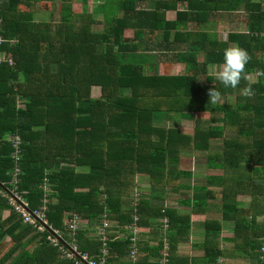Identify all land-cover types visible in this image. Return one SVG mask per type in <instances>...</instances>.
<instances>
[{
    "label": "trees",
    "instance_id": "1",
    "mask_svg": "<svg viewBox=\"0 0 264 264\" xmlns=\"http://www.w3.org/2000/svg\"><path fill=\"white\" fill-rule=\"evenodd\" d=\"M42 1L0 0L6 40L0 53L14 58L13 65H0V241H13L0 264L12 255L11 264L76 263L9 205L5 190L15 163L8 135L22 141L17 186L31 207L47 196L50 222L67 235L70 218L87 222L77 235L81 251L99 255L106 220L109 264H132L131 228L138 218V264H161L165 238L169 264H178L177 247L190 240L193 223L204 220V257L191 264H227L222 259L232 255L264 263V0H189L175 21L166 16L177 0L148 7L142 4L149 0H104L103 20L88 11V0H60L59 21L37 19ZM74 3L82 4L81 12ZM242 7L245 32L223 40L207 27L215 12ZM184 20L198 30L181 28ZM230 47L250 57L235 90L208 71L222 64ZM163 58L184 65V72L158 73ZM256 72L258 78L249 76ZM213 88L220 99L210 102ZM184 115L194 117L193 127L178 124ZM183 152L223 175L208 176L206 185L182 183L193 178L181 167ZM140 178L151 188L134 197ZM189 190L192 199L180 198ZM178 205L192 210L182 214ZM208 211L220 216L208 217ZM224 221L235 225L227 238L233 249L223 246ZM145 228L150 232L142 235Z\"/></svg>",
    "mask_w": 264,
    "mask_h": 264
},
{
    "label": "crops",
    "instance_id": "2",
    "mask_svg": "<svg viewBox=\"0 0 264 264\" xmlns=\"http://www.w3.org/2000/svg\"><path fill=\"white\" fill-rule=\"evenodd\" d=\"M60 1V0H59ZM89 1V0H88ZM98 4L97 6H95V10L99 11L101 13L100 16H102V19H98V20H103L104 18V14L99 10V7L101 5L104 4V0H98ZM150 1V0H149ZM151 1H157V0H151ZM158 1H171V3H175V0H158ZM189 0H185V1H180L177 0V8L176 10L172 9L170 11L167 12V20L169 21H175L177 19V12L181 11L184 12L187 9V5H188ZM61 3V1H60ZM147 2H144L142 4V6H146L145 5ZM81 4V3H80ZM88 5V3H87ZM62 6V4H61ZM89 11V10H88ZM61 12V10H60ZM90 12V11H89ZM93 13V12H92ZM244 13V15L246 14V12L244 11V8H240V10H236V11H232V12H215L213 15H211V18L208 22L207 27L211 29V31L217 33L218 38L219 39H223L222 35L224 32L221 33V31H224V29H228V34L230 32L233 31H238L239 28H244L245 24H244V19L242 14ZM245 18V17H244ZM187 20H184V22H181V28H185L188 30H198V25L194 22H188ZM220 30V31H219ZM174 31L172 32V40H174ZM226 40V39H223ZM181 47H185V45H182ZM203 58V57H200ZM183 67L184 69V65L179 64V63H174L172 61H168L167 59L163 58V60H159L157 69L159 70V68H162L163 70H171L172 72L174 70H176L177 67ZM182 127H186L182 124H180ZM189 128V127H188ZM187 156H190L192 158V160H194L195 164L202 167L201 169L206 172L203 176L202 175H198L195 173L194 169H188V168H184L182 167V165L184 164V159ZM181 167L187 170H190L193 173V178L191 180L189 179H183L182 183L184 184H189V185H194L195 183H200L202 185H206L207 184V179L208 176H222L223 175V171L220 169H208V166L206 164V162H200L197 161L196 157L194 156L193 153L191 152H183L182 156H181ZM141 179H145V178H141ZM147 180V179H146ZM144 181V180H143ZM148 182V181H146ZM192 195H193V191L189 190V191H182L180 194V198H182L183 200L187 199L190 200L192 199ZM178 199H175L174 201L177 202ZM173 201V202H174ZM219 201V200H218ZM177 204V203H176ZM178 209L182 214H189L192 210V208L188 205H178ZM9 215V211H5V215L4 217H7ZM201 218H203L204 214H201ZM208 217H216L217 215L220 216V214L216 213V212H209L207 213ZM204 221V220H203ZM200 221L197 220V222L193 223L192 226V233H191V237L190 240L187 242H182L179 244V246L177 247V251H176V258H175V262H177L178 264H191L192 262H195V260L197 262H201L202 257H204V251L200 249L199 245L205 240V229H204V224ZM83 224L86 226L87 222L84 221ZM234 222L232 221H224L223 222V232H222V237L224 239V244L223 246L227 247V249H233V244L230 243V241H227V238L232 236V232L234 231ZM150 232V229H146L144 230V234H148ZM109 234V232H108ZM142 238V236H140ZM143 238H145V236H143ZM13 241L11 238H7L5 240L0 241V259L3 257V255L9 250V248L12 247ZM139 256L141 257V252H139ZM240 256H229L225 259H222L223 262H226L227 264H246L247 260L244 259L243 257ZM14 260V255H12V257L10 258V260L8 261L7 264H11V262Z\"/></svg>",
    "mask_w": 264,
    "mask_h": 264
},
{
    "label": "built area",
    "instance_id": "3",
    "mask_svg": "<svg viewBox=\"0 0 264 264\" xmlns=\"http://www.w3.org/2000/svg\"><path fill=\"white\" fill-rule=\"evenodd\" d=\"M2 23V20L0 19V24ZM6 42V40L0 36V47ZM7 62L9 65L14 64V58L9 53L3 51L0 53V65L2 63ZM250 77H253L254 79L258 78L260 76L259 72H256L252 75H249ZM6 139L12 144V147L14 148V152L12 153L11 157L14 160L15 168L12 172V181L10 182V189L8 191H5V195L8 196V202L15 209V211L22 217L23 222L25 224L30 225L36 233L39 234H46L47 239L50 241V243L58 248L63 255L66 256V258H75L76 260L75 264H109L108 261V249H107V242L109 241V222L104 220L103 226L100 228L101 240L104 243L103 248L100 250L99 255H90L88 252L81 251L79 249V243L77 239L78 231L81 229L80 223L84 222L83 220H79L78 216L76 215L74 219L70 218L66 222L67 230L70 232L69 235L65 231H62L60 229H57L53 226V224L50 222L48 218V203L49 198L46 196L43 200V204L40 207L33 208L31 207L30 201L26 198L27 192L19 190V187L17 186V183L19 181V176L21 174V138L19 136L14 135H8L6 136ZM16 183V185H14ZM44 188L46 187V184L44 185ZM48 190V188H47ZM48 195V194H46ZM138 218L134 222L131 228V241L132 245L136 248H133L130 253V261L132 264H138L139 263V251L137 250V245L140 241V235L142 233L141 227L137 224ZM68 236L70 240L65 241L67 242L68 247L64 245L62 240L64 237ZM262 251L264 252V245L262 247ZM264 261V256L262 257ZM170 263V252H169V244L167 241V238L164 240V248L162 251V258H161V264H169ZM264 264V263H260Z\"/></svg>",
    "mask_w": 264,
    "mask_h": 264
},
{
    "label": "rangeland",
    "instance_id": "4",
    "mask_svg": "<svg viewBox=\"0 0 264 264\" xmlns=\"http://www.w3.org/2000/svg\"><path fill=\"white\" fill-rule=\"evenodd\" d=\"M98 2H99L98 0H89L87 7H88V10L90 12H93L95 14V17L97 19H102V16L99 17V15H101V13L99 11H96L95 8H94L95 6H97ZM150 2H151V0L148 1L145 5L149 6ZM73 9L76 12H81L82 9H83L82 4L74 3L73 4ZM36 10H37L36 17H37L38 20H46V21L52 20V19L54 21H59L60 20L61 3H60L59 0H44V1L41 2L40 9L39 10L36 9ZM242 16H243V19L245 20L244 13L242 14ZM238 31H244L245 32L246 31V27H244V28L241 27V28L238 29ZM222 32H224L223 35H222V38L223 39H227L228 29L227 28L224 29V31H221L220 34H222ZM200 59L202 60L203 58H200ZM169 72H171V70H166V69L163 70L162 68H159V70H158V73H160V74H165V73H169ZM173 72L174 73H183L184 69H183V67L179 66ZM202 81H203V79H202ZM92 93H93V97L94 98H98L100 96V94H101L100 88H98V87L93 88ZM202 120H207L206 115H202ZM202 123L204 124L205 122H202ZM178 124H182V125H184L186 127H190L191 128V127H193L195 125V119H194V117L192 115H184V117H182L180 123H178ZM170 125H172V123ZM184 161L185 162L182 165V167L188 168V169H194L195 173L198 174V175H202L203 176L206 173V172H204L201 169L202 167H200V166L195 164L194 160H192V158L190 156L186 155V158L184 159ZM146 181H147L146 179H141V178L139 179L138 188L135 189V191L133 193L134 197L135 196L138 197V194H141V193L149 191V189L151 187L149 186V183L146 182Z\"/></svg>",
    "mask_w": 264,
    "mask_h": 264
},
{
    "label": "clouds",
    "instance_id": "5",
    "mask_svg": "<svg viewBox=\"0 0 264 264\" xmlns=\"http://www.w3.org/2000/svg\"><path fill=\"white\" fill-rule=\"evenodd\" d=\"M250 57L246 50L240 47H230L223 52V62L220 65H209L208 71L214 79L225 89H237L244 76ZM242 94H250L249 88L241 89ZM210 102L220 99V93L213 88L210 93ZM10 183V182H9ZM8 183V184H9ZM9 188H7L8 191ZM9 203V202H8ZM10 205V204H9ZM11 206V205H10Z\"/></svg>",
    "mask_w": 264,
    "mask_h": 264
}]
</instances>
